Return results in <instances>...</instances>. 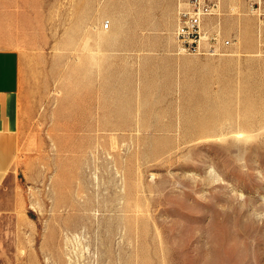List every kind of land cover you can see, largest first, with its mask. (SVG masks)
<instances>
[{"label": "rangeland", "instance_id": "1", "mask_svg": "<svg viewBox=\"0 0 264 264\" xmlns=\"http://www.w3.org/2000/svg\"><path fill=\"white\" fill-rule=\"evenodd\" d=\"M106 2L110 49L72 51L62 0L48 48L25 52L38 166L20 179L29 220L0 224V250L17 234L0 264H264V0L241 26L222 0L209 25L229 46L187 57L171 46L187 0Z\"/></svg>", "mask_w": 264, "mask_h": 264}, {"label": "crops", "instance_id": "2", "mask_svg": "<svg viewBox=\"0 0 264 264\" xmlns=\"http://www.w3.org/2000/svg\"><path fill=\"white\" fill-rule=\"evenodd\" d=\"M222 1V0H221ZM256 0H235V25L250 24L253 19L250 13L251 3ZM102 0H71V41L72 51L82 48L94 49L95 47L110 49L107 36L102 28L103 19L110 17L111 6ZM62 0H0V224L13 226L27 223L29 216L26 212L28 191L21 186V177L28 182L32 168L38 164L27 153L31 149L28 137L30 128L29 95L23 73V58L26 51L48 48L47 44L51 31L50 18L63 16L60 6ZM100 4V6H99ZM264 8V7H263ZM215 18L207 20L213 22ZM176 21V20H175ZM176 28V22H175ZM95 42V43H94ZM95 44V45H94ZM176 51L175 40L171 43ZM240 53L239 46H235ZM187 57V56H181ZM209 60V59H208ZM176 72L183 71L192 61H172ZM203 62V61H201ZM213 64L205 61L204 64ZM87 67L89 77L92 75L91 61H83ZM108 64V67H107ZM203 64V63H202ZM96 66L102 67L105 72L111 73L110 61H98ZM102 71L96 69L98 75ZM85 72V69H84ZM105 74V73H104ZM105 100L109 95L104 93ZM104 109L107 105L105 101ZM106 112L105 110L100 111ZM98 126L100 129H110L106 117ZM106 123V124H105ZM75 127H72V129ZM73 133V132H72ZM27 136V138H26ZM23 151V154L21 152ZM13 235V236H12ZM9 240L14 242L11 250H0V257L8 259L16 253L17 234H11ZM13 238V239H12ZM9 251L13 254L9 256Z\"/></svg>", "mask_w": 264, "mask_h": 264}, {"label": "built area", "instance_id": "3", "mask_svg": "<svg viewBox=\"0 0 264 264\" xmlns=\"http://www.w3.org/2000/svg\"><path fill=\"white\" fill-rule=\"evenodd\" d=\"M185 4L175 31L179 51L186 55H220L230 41L207 20L219 16L221 0H187Z\"/></svg>", "mask_w": 264, "mask_h": 264}, {"label": "bare ground", "instance_id": "4", "mask_svg": "<svg viewBox=\"0 0 264 264\" xmlns=\"http://www.w3.org/2000/svg\"><path fill=\"white\" fill-rule=\"evenodd\" d=\"M261 1V0H260ZM262 2V1H261ZM260 2V3H261ZM186 4H184V5H180V6H185ZM255 13H258V11H255ZM177 23H178V21H177V18H176V28H177ZM176 28H175V31H176ZM174 40H175V45H176V51H175V53L177 54V55H179V56H191V55H186V54H183V53H181L180 51H179V48H178V44H177V41H176V38H175V32H174ZM89 220V218H85V217H81L80 219H79V221L76 223L77 224V226L75 225V227H78V226H80V225H84V223L86 222V221H88ZM119 224H121V223H119ZM74 228V227H73ZM119 230V229H118ZM76 237H78V236H76ZM80 237H81V235H80ZM79 239V238H78ZM111 244V243H110ZM120 244V243H119ZM119 248H121L122 246H121V244L118 246ZM113 248V247H112ZM111 252H112V250H111Z\"/></svg>", "mask_w": 264, "mask_h": 264}]
</instances>
